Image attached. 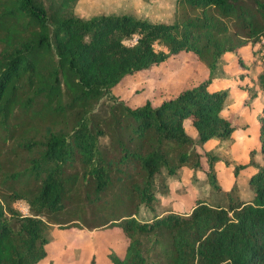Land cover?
I'll return each instance as SVG.
<instances>
[{
	"label": "trees",
	"instance_id": "16d2710c",
	"mask_svg": "<svg viewBox=\"0 0 264 264\" xmlns=\"http://www.w3.org/2000/svg\"><path fill=\"white\" fill-rule=\"evenodd\" d=\"M77 2L0 0V264H40L53 225L121 231L128 243L122 256L108 253L111 264H264V107L248 200L235 186L222 190L221 159L202 149L235 128L221 114L226 92L208 87L224 54L264 38V0H174L171 23L83 19ZM180 54L194 56L206 79L157 105L132 108L112 95ZM183 168L204 173L216 197L187 215L156 197Z\"/></svg>",
	"mask_w": 264,
	"mask_h": 264
},
{
	"label": "rangeland",
	"instance_id": "374dc122",
	"mask_svg": "<svg viewBox=\"0 0 264 264\" xmlns=\"http://www.w3.org/2000/svg\"><path fill=\"white\" fill-rule=\"evenodd\" d=\"M74 12L83 19L102 14L130 15L135 19L147 20L151 23H171L174 20L175 4L174 0H78ZM238 53L234 56L237 63L230 66V70L233 67L236 70L242 68L252 71L254 74L261 67L264 51L260 41L253 47L242 48ZM226 56L230 57V55ZM220 63L221 59L217 64L213 80L218 75L220 76V71H222L219 68ZM207 74V69L194 56L180 54L158 67H153L150 71L124 79L112 90V95L132 108L139 107L146 101L157 105L162 100L174 96L182 88L206 79ZM246 74L245 72L242 76ZM103 105L102 101L100 107ZM185 131L193 141L197 139L189 124H186ZM226 145V141L222 144L208 142L202 146V149L212 152L227 162L226 152L229 149L225 150ZM235 155L237 158H242V154L239 152H235ZM202 163L205 165L204 159ZM204 177V173L198 172L194 178L191 170L183 168L179 180L168 181L167 179L169 192L166 195L156 194V197L160 203L167 205L172 211L186 212L193 205L197 195L208 200L216 199ZM218 177L219 181H217L224 189L230 187L233 176L223 167L219 170ZM237 194L239 197L247 199L249 189H239ZM14 207L21 214H28L24 202L17 201L14 203ZM50 236L51 241L46 246L47 257L40 264H90L92 257L94 258L93 264H111L107 258L108 253L114 251L117 255L122 256L128 243L127 238L116 228L89 230L85 225L65 229L53 225L50 227Z\"/></svg>",
	"mask_w": 264,
	"mask_h": 264
},
{
	"label": "crops",
	"instance_id": "0c3cea01",
	"mask_svg": "<svg viewBox=\"0 0 264 264\" xmlns=\"http://www.w3.org/2000/svg\"><path fill=\"white\" fill-rule=\"evenodd\" d=\"M238 52L236 54H239ZM236 54H224L221 57L219 68L222 71H220V76L218 75L208 87L209 91L226 92L225 105L221 114L235 127L230 138L226 140L227 147L225 150L229 149L228 152H226L227 162H224L221 159L214 166L218 181L219 170L221 167L233 176L229 188L224 189L219 183L220 187L225 192L229 191L233 186L237 188L238 192L239 189H248L247 181L255 172L254 168L248 165L251 157L255 163L262 164L261 155L259 153V124L264 107V94L258 88L256 80L263 66L261 64V67H258L259 69L256 70L254 74H252V71H247V69L242 68L236 70L233 67V69L230 70V66L237 63V59H234ZM226 55H230V57H227ZM245 72L247 74L242 76ZM250 93L254 94L253 98H250ZM186 124L190 125V121H184V128ZM193 130L194 136L197 137L196 130L194 128ZM208 142H219L222 144L224 141L213 139ZM235 152L241 153L242 158H237ZM236 165H246L244 169L239 170L237 176L233 174V168ZM250 197L251 195L249 192V196L246 200ZM199 198L201 197L198 195L195 197L193 205ZM191 207L186 212L177 213L187 215L190 212Z\"/></svg>",
	"mask_w": 264,
	"mask_h": 264
},
{
	"label": "built area",
	"instance_id": "2783aa9c",
	"mask_svg": "<svg viewBox=\"0 0 264 264\" xmlns=\"http://www.w3.org/2000/svg\"><path fill=\"white\" fill-rule=\"evenodd\" d=\"M260 45H261V47L263 48V51H264V39L260 40Z\"/></svg>",
	"mask_w": 264,
	"mask_h": 264
}]
</instances>
